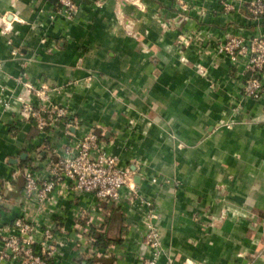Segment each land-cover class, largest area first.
<instances>
[{
	"label": "crops",
	"instance_id": "obj_1",
	"mask_svg": "<svg viewBox=\"0 0 264 264\" xmlns=\"http://www.w3.org/2000/svg\"><path fill=\"white\" fill-rule=\"evenodd\" d=\"M252 1L84 0L68 22L51 20L54 0H0V95L17 111L21 80L71 111L43 133L15 110L2 115L0 229L19 218L50 227L55 264H142L151 202L160 264H264V96L245 98L244 68L218 52L228 36L264 35ZM90 131L134 171L138 195L107 204L66 182L49 210H25L32 159L47 180Z\"/></svg>",
	"mask_w": 264,
	"mask_h": 264
},
{
	"label": "built area",
	"instance_id": "obj_2",
	"mask_svg": "<svg viewBox=\"0 0 264 264\" xmlns=\"http://www.w3.org/2000/svg\"><path fill=\"white\" fill-rule=\"evenodd\" d=\"M82 1L84 0H57L50 14L51 20L61 17L68 22L74 21L81 10ZM224 6L228 12L234 11L233 6ZM246 9L252 17L258 19L264 15V0H254ZM189 43L190 40L185 39L181 45L188 47ZM218 52L233 67L244 68L246 75L243 96L260 101L264 96V35H256L250 39L228 36L227 41L219 46ZM20 83L26 89V96L18 99L20 106L17 111L5 98L4 89L1 90L0 120L4 113L15 110L22 120L34 122L39 132L43 133L56 129L70 117V107L56 104L46 89L21 80ZM30 95L35 96L38 101L33 102ZM38 161L32 159L23 174L21 202L23 208L30 212L49 210L55 202L57 188L66 182L72 183L71 189L74 191L94 195L99 202L107 204H120L128 200L131 194L138 195L133 185L134 171L122 166L120 159L107 150L101 136L94 131L81 138L73 137L64 154L57 161L50 162L52 170L47 180L42 179L36 170ZM146 205L150 212L144 244L151 255L142 258V264H160L164 255L162 235L159 226L153 224V219L157 220L159 216L153 203L146 202ZM1 223L3 219L0 213ZM8 226L9 233L0 229V263L20 261L22 264H55L54 258L58 250L46 246L54 237L50 227L42 230L25 218L16 219Z\"/></svg>",
	"mask_w": 264,
	"mask_h": 264
},
{
	"label": "rangeland",
	"instance_id": "obj_3",
	"mask_svg": "<svg viewBox=\"0 0 264 264\" xmlns=\"http://www.w3.org/2000/svg\"><path fill=\"white\" fill-rule=\"evenodd\" d=\"M188 9H185V11H187ZM186 13V12H185ZM192 46V43H189L188 47H191ZM188 49V48H187ZM260 220H258L257 218H254V219H250V222H251V226L253 227H257L258 226V223H259Z\"/></svg>",
	"mask_w": 264,
	"mask_h": 264
},
{
	"label": "trees",
	"instance_id": "obj_4",
	"mask_svg": "<svg viewBox=\"0 0 264 264\" xmlns=\"http://www.w3.org/2000/svg\"><path fill=\"white\" fill-rule=\"evenodd\" d=\"M54 2L56 3L57 0H54ZM99 237H100V236H99ZM101 240L103 241V238H102V237L98 238V242H97V243H99Z\"/></svg>",
	"mask_w": 264,
	"mask_h": 264
}]
</instances>
